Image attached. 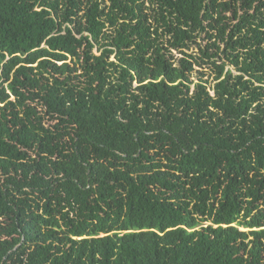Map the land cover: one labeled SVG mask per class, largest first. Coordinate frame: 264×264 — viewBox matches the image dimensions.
Segmentation results:
<instances>
[{"label":"trees","instance_id":"16d2710c","mask_svg":"<svg viewBox=\"0 0 264 264\" xmlns=\"http://www.w3.org/2000/svg\"><path fill=\"white\" fill-rule=\"evenodd\" d=\"M0 264H264V0H0Z\"/></svg>","mask_w":264,"mask_h":264},{"label":"rangeland","instance_id":"374dc122","mask_svg":"<svg viewBox=\"0 0 264 264\" xmlns=\"http://www.w3.org/2000/svg\"><path fill=\"white\" fill-rule=\"evenodd\" d=\"M197 43H200L202 45L200 39L197 40ZM197 49H198L197 46H195V45L191 46L190 45L187 53L195 54V53H197ZM93 52L96 53L95 50ZM172 55H174L175 58L176 57H180V54H178L177 51H172ZM232 73L235 74V72L233 70H232ZM198 77L201 78V79H208V82H210L212 80L213 75L210 72V70L207 69V68H195V71L193 72V74L191 76V79L194 82H196V81H198L197 80ZM210 93H212V92H210Z\"/></svg>","mask_w":264,"mask_h":264}]
</instances>
